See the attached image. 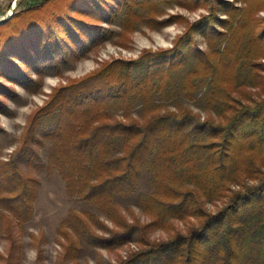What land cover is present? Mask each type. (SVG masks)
I'll return each instance as SVG.
<instances>
[{
  "label": "trees",
  "instance_id": "trees-1",
  "mask_svg": "<svg viewBox=\"0 0 264 264\" xmlns=\"http://www.w3.org/2000/svg\"><path fill=\"white\" fill-rule=\"evenodd\" d=\"M23 1L25 9L12 17L17 26L0 37L2 57L24 65L0 63L7 82L39 74L38 56L50 66L102 43L108 32L102 24L118 20L117 6L126 9L122 33L140 22H168L143 19L137 11L153 10L162 0ZM229 15L195 22L169 49L112 62L60 87L39 111L58 108L60 114L58 129L47 136L54 148L46 168L59 171L70 197L96 207L118 230L100 237L88 228L94 216L74 211L67 224L93 247L141 246L118 264H264V63L258 62L264 58V26L256 31L259 21L249 10L240 19ZM193 32L205 38L207 51ZM198 93L204 118L180 103L196 100ZM136 106L140 116L133 114ZM115 110L120 119L111 114ZM8 169L0 205L21 224L31 216L38 182L14 166ZM146 173L150 189L137 195V207L149 222L130 224L115 198L134 194ZM215 202L221 206L206 209ZM186 219L197 223L185 233L171 229ZM151 228L172 233L165 241H150Z\"/></svg>",
  "mask_w": 264,
  "mask_h": 264
},
{
  "label": "rangeland",
  "instance_id": "rangeland-1",
  "mask_svg": "<svg viewBox=\"0 0 264 264\" xmlns=\"http://www.w3.org/2000/svg\"><path fill=\"white\" fill-rule=\"evenodd\" d=\"M23 4V0H0V37L4 34L7 37L11 34L12 27L17 26L12 17L25 9ZM117 7L118 15L115 19L118 20L113 24H102L108 31L106 38L91 50L70 57L65 62L59 60L50 66L42 63L43 58L38 56L41 72H28V79L21 83L7 82L0 76V86L6 87L0 92V190L6 186L2 182V173L13 166L24 177L38 182V185L34 184L37 188L29 220L17 223L7 208L0 205V264H118L119 260L125 259L130 252L141 247L136 243L125 244L111 251L93 247L81 242L80 237L67 224L68 215L74 211L79 215H93L95 224H90L88 228L100 237H107L110 231L118 230L96 207L79 198L70 197L59 171L46 168L50 152L54 148L47 136L58 129L60 114L58 108L54 112L39 111L50 106L49 102H52L51 98L56 90L78 82L112 62L133 61L145 51L169 49L195 22L209 16L219 20L231 19L229 13L233 12L240 19L242 13L249 10L252 17L259 21L256 31L264 26V0H192L188 5L177 0H162L153 10L144 6L137 7V11L143 19H165L167 23L149 26L140 22L124 33L120 32L119 21L126 9ZM11 21L13 24L9 29L6 24ZM218 27L217 29L224 31ZM193 37L203 51L208 50L203 36L193 32ZM3 62L9 63L7 66L13 69L18 65L24 66L19 59L14 60L11 55L5 59L0 54V63ZM258 62L264 63V58ZM180 103L200 114L201 118L206 116L200 93L196 100H181ZM175 105L173 102H166L168 109L174 110ZM56 107L59 106L54 104L53 108ZM111 114L121 118L120 111L115 110ZM133 114L140 116L139 106L133 109ZM231 188L236 190L239 187ZM149 189L150 175L146 173L134 194L115 198V203L128 223L149 222V217L137 207V195ZM4 194L7 193L0 192V196ZM220 206L221 202L208 203L206 209L215 211ZM196 223L194 219L173 222L171 229L185 233L188 227ZM171 233L170 230L151 228L147 235L150 241L158 242L167 240ZM77 247L79 250L75 252L74 248Z\"/></svg>",
  "mask_w": 264,
  "mask_h": 264
}]
</instances>
